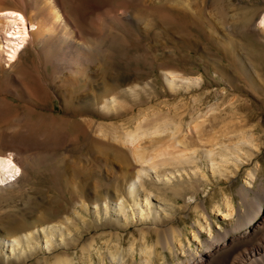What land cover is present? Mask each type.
I'll list each match as a JSON object with an SVG mask.
<instances>
[{"label": "bare ground", "instance_id": "obj_1", "mask_svg": "<svg viewBox=\"0 0 264 264\" xmlns=\"http://www.w3.org/2000/svg\"><path fill=\"white\" fill-rule=\"evenodd\" d=\"M82 1L0 0V13L17 14L16 17L0 15V63L11 64L22 46H27L29 42L36 46L39 56L54 60V64L60 62L56 67V64H53L56 70L62 69L57 93L63 98L67 110L68 107H73V110L67 112L76 117H82L84 109L88 107H97L106 114H116L122 108L117 102V97L121 93L125 94V91L121 92L123 89L120 88L119 75H123L127 70L130 53H133L132 46L140 37L136 30L143 37H148L152 41L151 47L155 48L163 40L164 34L184 32L186 28L183 27V21L200 33L205 31V26L210 20L219 25L221 22L237 23L236 14H231L228 18L232 7H229L231 0H211L210 3L207 0H199L198 4L192 0H134L142 5L146 3V7L157 5L159 11L139 9L129 12L126 9L109 7L105 12L100 11L105 20L99 26V18V23L97 19L90 22V15L98 7L92 4H98L99 0ZM125 13L130 15V23L127 22L128 14ZM176 17L180 19L179 23L176 22ZM250 20H246L245 24L248 25ZM257 27L264 31V11ZM121 28L123 31L119 30ZM130 35L135 39H132V42ZM133 57L136 58L137 55ZM156 57L157 55L154 56L155 59ZM139 58L141 60L143 57ZM155 59L151 61L152 64H156L161 70L170 87L178 86L177 81L187 87L199 86L201 83V79L184 78L175 67L164 64L167 60L164 62ZM131 60L136 62L137 59ZM173 60L174 56L168 57V61ZM126 72L128 73V70ZM132 75L134 82L141 84L142 73L136 72ZM247 79L252 81L250 76ZM74 87L87 90H80L83 94L79 96ZM88 89L96 90V94L89 95ZM141 117L130 129L125 127L126 124L112 125L108 127L109 130L96 126L95 132L98 135L102 137L110 134L115 143L103 142L97 135V139L93 134L91 136L88 130L93 124L92 120H76L81 129L75 121L63 120V124L59 126L67 130H80L61 145L62 147L67 144L63 150H49L33 155L26 154L25 147L18 144L15 154L0 153V158L4 160L0 168V184L11 181L19 174L16 172L19 169L26 175L22 180L31 185L37 195V198L29 197L26 200L0 195V255L17 257L22 260L20 264H31V253L38 249L43 250L44 245V250H49L52 254V257L45 255L47 264H73L67 251H51L57 245L58 235L62 241L63 237L77 231L75 216L78 217L79 214L76 212L74 217L71 216L66 205L80 204L81 211L90 204L96 214H99L102 205L105 214L112 210L117 221L120 220V215L126 217V209L128 217H136L139 222L151 214L158 218L159 211L156 209L159 206L164 211L173 206L168 205L166 199L155 209L151 206V196L154 194L152 189L155 187L151 176L153 178L154 175L153 179L163 187L178 184L179 180L174 181L177 176L181 178L183 173L191 175L190 178L201 177L209 182V178L198 164L205 161L212 179L226 176L230 178L238 174L237 170L244 165V160L248 163L253 159L260 150L258 141L264 138V123L257 121L251 124V121H246L248 119L223 123L217 130H212L206 140L203 135L208 125L206 119H197L187 124L182 120L177 123L165 121L146 127V115ZM163 136L168 139L164 140ZM192 139L196 142L192 143ZM232 139L236 142H226ZM109 163L116 168H108L110 180L101 182L98 171L102 169L103 164ZM193 167L197 168L198 172ZM173 168L176 169L175 172ZM261 169L259 161H255L252 167L248 168L246 181L241 183L237 190V197L240 199L237 206L234 205L233 198L228 196H224L221 204L215 205L214 212L229 220V228L211 231L212 215L204 210L200 201L194 203V210H199V217L204 220V225L198 223L197 226L209 234L208 238H203L199 228L197 227V231L195 227L193 240L200 239L196 248L191 247L188 239V244H183V234L179 230L170 227H167L166 231L165 227L159 230L149 228L143 232L140 230L142 242L138 263L135 256L137 241L133 239L127 250L119 247L120 242L113 244V247L108 249V260L100 251L95 262L91 260L84 264H264V199L260 196L261 189L258 191L256 186ZM159 185L156 186L158 193L165 195ZM183 189L178 188L177 192L184 191ZM75 205L73 207L78 210ZM201 211H204L202 215ZM157 226L159 225L156 224L155 227ZM152 239L154 242L150 243ZM89 249L90 245L81 247L82 251ZM45 253L43 251L42 254ZM166 253L174 257L173 262L167 261Z\"/></svg>", "mask_w": 264, "mask_h": 264}, {"label": "rangeland", "instance_id": "obj_2", "mask_svg": "<svg viewBox=\"0 0 264 264\" xmlns=\"http://www.w3.org/2000/svg\"><path fill=\"white\" fill-rule=\"evenodd\" d=\"M102 1L99 0L98 4H92L98 7L90 15V22L94 19L98 21L99 18V21H101L100 24H97L99 26L105 20L100 11L105 12V9H126L129 12L139 9L151 12L159 11L157 5L146 7V3L142 5L134 0ZM207 1L210 3L211 0ZM192 2H197L196 4H198L200 1L192 0ZM81 3L83 4V1ZM229 7H231V10H229L231 12H228V18H230L231 14H236L237 23L236 21L233 24L229 21V23L221 22V27L210 20L205 26V31L200 33L196 28L186 22L185 25L184 21L182 22L181 20L180 23L184 24L181 23V25L186 28L184 32L176 31L164 34L163 40L155 48L151 47L152 41L148 37H143L136 30L140 37H138L139 40L137 39L133 46L130 43L133 52L132 54L130 53V57L137 60L135 62L130 59L131 61H128L129 64L126 68L128 73L125 70L123 75H119L120 88L123 89L119 88V90L121 92L125 91V94L121 93L117 97V102L122 108L116 114H106L97 107L84 109L85 113L82 117L69 114L73 107L70 106L67 110L64 106L63 98L57 93V86L61 82L62 69L57 68L56 70L53 68L55 64L54 67L59 66L61 63L54 64V60L45 58L42 55L39 56L36 46L34 47L30 42L27 46H22L19 54L11 64L0 63V153L15 154L18 144L25 147L26 154L33 155L49 150H63L67 147V144L62 147L61 145L68 142L80 131H77V128L74 131L59 126L63 124V120L75 121L80 129L81 127L76 120L81 122L83 120H92L93 124L88 131L96 139L95 135L100 136L95 132L97 125L103 126L104 130H109L108 127L112 125L126 124L125 127L130 129L144 114L146 115V127L154 123L162 124L165 121L177 123L182 120L187 124L197 119H206L208 125L203 134L205 139L206 136L211 134L212 130H217L229 120L245 121L248 119L246 121H251V124L257 121L264 123V31L257 27L260 15L264 11V0H231ZM97 14L99 15L96 16ZM127 14L129 19L130 15L129 13ZM248 19L250 23L247 25L245 21ZM175 20L179 23L180 19L176 17ZM127 22L130 23V19ZM119 30L123 31L122 28ZM130 37V42H132L134 37L131 35ZM171 41L172 43L170 44ZM140 54L143 55L141 56ZM156 55L158 60L160 59L164 62L167 60L164 64L169 65L171 68L175 67L174 69L178 72L180 71L184 78L187 77L188 80L189 78L191 80L201 79L199 86L187 87V85L177 81L178 86L176 87L178 88L170 87L161 70L157 68L156 64H152ZM169 56H174L175 60L168 61ZM139 57L143 58L140 60ZM120 71L118 70V72ZM56 72L60 75H55L57 74ZM136 72H140L143 75L140 79L141 84L133 80L132 74ZM249 76L251 77V82L247 79ZM131 88L134 89L132 90ZM74 89L76 88L74 87ZM80 90L86 91L87 89H76L75 93L79 96L83 94ZM90 91L88 92L89 95L92 94L94 96L96 94V90ZM68 125L74 126L73 124ZM84 125L87 126L86 123ZM225 132L227 131L225 130ZM103 136L98 137L100 138L99 140L106 143L111 141L115 143V141L111 140L110 134L105 135L107 137ZM163 138L164 140L168 139L167 136H163ZM193 142H196V140H193ZM226 142L232 144L236 140L232 139ZM258 142L260 143V150L250 162L246 163V160H244V165H241L237 170L238 174L230 176V178L226 176L212 179L210 169L207 168L205 161H201L198 164L200 169L204 171L203 173L209 178V182L201 179V177L190 178L191 175L183 173L181 178L177 176L174 181L179 180L178 184L164 185L163 187V185L157 184L153 179L154 175L153 178L151 176L153 183H155V187L152 189L154 194L151 196V206L155 209L156 206L161 205L160 203L163 199L167 200L166 203L168 205L172 204L173 206L166 211L159 206L156 209L159 211L158 218L155 214H151L148 218H142L141 222H139L136 217L130 219L126 209V217L124 215L119 216L120 220L125 222V225H123L124 222L116 220L112 210L109 211L110 213L105 214L102 205L99 214L95 213L93 206L90 204L87 205V208L84 207V210L81 209V211L79 210L80 204H74L78 210H75L74 205H66V208L72 214L71 216L74 217L77 213L79 214L78 217L75 216L77 218V226H75L77 231H74L70 236L63 237L62 241H60L58 235L56 237L57 245L51 251L53 253L67 251L70 255L68 258L73 264H84L91 260L95 262L99 258L100 251L108 260V249L113 247V244L120 242L119 247L127 250L134 241L133 239H135V242L137 241L135 256L136 263H138L142 242L140 234L149 228L151 230L155 228L159 230V228L164 229V227V231H166L167 227L181 231L183 244L187 245L188 239L191 242V247L196 248L200 239L193 240V231L195 227L199 228L197 226L198 223L204 225V220L199 217L200 211L198 210V213L194 210V203L200 201L204 210L212 215L211 223L213 227L211 226V231L229 228V220L223 219L222 214L214 212L215 205L221 204L224 196H228L233 198L234 205L237 206L240 201L237 197L238 187L246 181V172L255 161H259L262 167L256 186L258 191L261 189L260 196L264 199V138ZM4 143L5 146H3ZM10 143L13 145H10ZM111 166L116 168V166L109 163L103 164L102 169L98 171L101 182L110 180L111 174H108L107 170ZM195 170L197 171V168ZM24 176L26 175L19 171V174L12 178L11 181L0 184V195L13 197L16 200H26L29 197L32 199L34 197L37 198L35 190L31 189V185L26 184L22 180ZM119 183L120 181L117 182V184ZM158 185L159 188L163 189L166 196L158 193L156 187ZM181 187L184 188V191L178 193L177 189ZM147 191L149 193V190ZM11 192H13V195H11ZM120 201L121 199L118 202ZM128 211L130 210L128 209ZM203 213L204 211H201V215ZM71 221L73 220L71 219ZM156 224L159 225L157 226L158 228L155 227ZM161 229L160 231H163ZM140 230L142 231L141 233ZM199 231H201L203 238L209 237L206 230L199 228ZM153 242L154 240L152 239L150 243ZM89 245V251L81 250V247H88ZM37 251H33L29 256L30 263L47 264L44 257L45 255L52 257L51 252L44 250V245L43 250L38 249ZM43 251L46 253L42 254ZM165 256L168 262H173L174 257L170 253H166ZM20 263H22V260L17 257L0 255V264Z\"/></svg>", "mask_w": 264, "mask_h": 264}, {"label": "snow or ice", "instance_id": "obj_3", "mask_svg": "<svg viewBox=\"0 0 264 264\" xmlns=\"http://www.w3.org/2000/svg\"><path fill=\"white\" fill-rule=\"evenodd\" d=\"M0 15H7L9 17H16L17 16L16 13H7V14H0ZM3 164H4L3 158H0V168H2ZM16 172L18 174L19 173V169H17Z\"/></svg>", "mask_w": 264, "mask_h": 264}]
</instances>
